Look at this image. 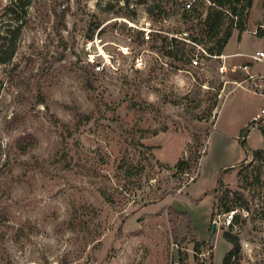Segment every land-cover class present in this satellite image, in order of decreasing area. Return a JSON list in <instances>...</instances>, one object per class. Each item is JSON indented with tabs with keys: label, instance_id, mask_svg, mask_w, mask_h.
I'll list each match as a JSON object with an SVG mask.
<instances>
[{
	"label": "rangeland",
	"instance_id": "1",
	"mask_svg": "<svg viewBox=\"0 0 264 264\" xmlns=\"http://www.w3.org/2000/svg\"><path fill=\"white\" fill-rule=\"evenodd\" d=\"M15 1L0 0L2 58L9 29L15 42L0 61V264H223L232 244L229 214L211 218L218 184L244 191L251 207L232 227L241 241L232 264H264V188L244 178L264 153L254 158L240 140L261 114L264 78L255 86L242 69L221 71L222 59L176 61L128 22L149 18L195 50L201 22L183 16L184 0L161 17L147 12L153 0ZM246 2L235 3L246 28L235 27L228 51L253 54L264 47V0ZM97 36L120 69L86 62ZM230 59L264 72V60ZM246 140L264 148L258 128ZM197 153L196 170L176 171Z\"/></svg>",
	"mask_w": 264,
	"mask_h": 264
},
{
	"label": "trees",
	"instance_id": "2",
	"mask_svg": "<svg viewBox=\"0 0 264 264\" xmlns=\"http://www.w3.org/2000/svg\"><path fill=\"white\" fill-rule=\"evenodd\" d=\"M179 0H153L152 4H150L147 8V12H149L152 16L161 17L162 14L166 11V6L168 4L173 5L177 4ZM215 4L208 8L207 15L202 23H200V29L196 34H190V38H192L196 43H202L207 47V50L211 54H224L226 46L234 33L235 27L238 28L240 33L246 28V22H244V9L242 6L239 8L235 3L240 2L241 0H212ZM22 2V0H16L15 3ZM180 3L182 1L180 0ZM246 7L252 6V0H247ZM13 6H9V10H13ZM237 15L238 20L235 22L234 17L228 13ZM187 13L195 16V18H199L201 13L198 9L185 10L183 16H187ZM199 25V24H198ZM194 28V27H193ZM102 30V29H101ZM100 30V31H101ZM9 32L2 37L4 40L2 45L9 44L8 47H12L9 52L7 58H2L0 54V61L6 62L13 56L14 53V39L11 36L13 30L9 29ZM11 32V33H10ZM264 34V33H262ZM188 37L180 36V37H172L169 38L168 35L155 33L152 39L149 40L152 47H157L163 51L165 55H168L176 61H180L184 64L189 63L192 65L191 58L194 53V48H188L186 39ZM146 41H143L145 43ZM148 42V43H149ZM141 43V42H140ZM139 43V44H140ZM11 45V46H10ZM4 49V48H3ZM1 90V85H0ZM87 119H90L88 116ZM256 119H254L251 124H254ZM264 136V126L260 125L259 128ZM247 132H249V128H246V136ZM210 133H208V136ZM241 144L245 148V152H251L254 158L259 159L264 153V148L252 149L245 138L241 137ZM202 157L201 154L197 153L194 157L181 158L175 165V169L180 174L189 173L193 170H196L200 163L199 159ZM240 166V165H239ZM236 166H230L228 168H234ZM224 169V170H225ZM244 178L246 181L245 188L251 189L256 184L258 187L264 188V167L262 166H254L253 168H249L246 166L244 170ZM221 182V179L218 180ZM216 192L215 201L213 203V209L211 213V218L214 219L218 214H230L232 211L234 215L229 224V228L224 230L223 236L227 239L232 247L227 252L223 264H232V259L237 258L239 252L241 251V241L237 233L232 231V227L240 220L239 209L245 210L248 213L251 211V207L249 205L248 195L241 190L231 189V188H223L220 184L214 189ZM264 195V191H263ZM264 213V208H263ZM2 220L0 219V223ZM201 242H196L195 247H199ZM198 254V252H196ZM199 264V263H198ZM203 264V263H200Z\"/></svg>",
	"mask_w": 264,
	"mask_h": 264
},
{
	"label": "built area",
	"instance_id": "3",
	"mask_svg": "<svg viewBox=\"0 0 264 264\" xmlns=\"http://www.w3.org/2000/svg\"><path fill=\"white\" fill-rule=\"evenodd\" d=\"M205 1V2H203ZM215 3L212 0H184L182 5H183V9L184 10H192V9H198L201 13V16L199 17L200 22L202 23L204 21V16H202V5H207L208 8L210 6H213ZM228 13L230 15H232V17H237V15L231 13L230 11H228ZM130 23V25H132L133 27L139 29L142 33V40L143 41H149L150 39H152L153 34L155 33H162V31L160 29H157L153 26V21L149 18L144 19V22L141 26H137L135 23H132L130 21H128ZM177 37V36H176ZM103 39L100 36H97L96 38H94L93 40H90L87 43V47H86V62L90 63L93 67L95 72L97 73H101L104 71H111V70H115V69H120L121 67V63L120 61L110 52H108L105 49L106 43H102ZM140 43V42H138ZM137 43V44H138ZM195 43V42H194ZM195 45H197L198 48L195 47L193 56L191 58V62H192V66H201L202 64L204 65V63L201 61V58H207L208 60H212L213 58L215 59H222V64H221V71H225L228 70V68H231L232 71H236L238 69H242L245 72L249 73V80H252V82L254 83L255 86H259L258 84V80L264 78V72L261 73H251L250 72V61L249 62H243V63H232V64H228L227 63V57L228 55L221 54H211L205 47L203 48L201 45H199L198 43H196ZM120 49L123 51L124 54L128 55L130 53V49L128 46H120ZM240 54V53H239ZM242 54V53H241ZM247 55V54H246ZM248 57H251L254 60L257 61H263L264 60V48L257 50L255 53L253 54H248ZM143 65V60L140 57H136L133 60L132 66H134L135 68H140ZM208 66V65H207ZM248 80V79H247ZM262 115H264V106L261 109V114L260 116H258L256 118V122L254 124H252L253 126L248 127L249 128V132H252L255 128H259V125L256 124L259 122V120L261 121V119L259 117H261ZM257 125V126H255ZM248 136V134H247ZM246 133H244V135L242 136V138H247ZM235 211H232L229 214V219H228V224H230L231 219L234 215Z\"/></svg>",
	"mask_w": 264,
	"mask_h": 264
},
{
	"label": "crops",
	"instance_id": "4",
	"mask_svg": "<svg viewBox=\"0 0 264 264\" xmlns=\"http://www.w3.org/2000/svg\"><path fill=\"white\" fill-rule=\"evenodd\" d=\"M261 49L262 48H264V47H260ZM260 48H258V50L260 49ZM240 53V54H239ZM242 52L239 50V49H237V50H235V51H228V44H227V46H226V49H225V55H228V59L229 60H231L230 58H232V57H234V56H242V57H248L247 55H246V53H242ZM245 61H247V60H242V62H245ZM259 73H261V72H259Z\"/></svg>",
	"mask_w": 264,
	"mask_h": 264
},
{
	"label": "water",
	"instance_id": "5",
	"mask_svg": "<svg viewBox=\"0 0 264 264\" xmlns=\"http://www.w3.org/2000/svg\"><path fill=\"white\" fill-rule=\"evenodd\" d=\"M217 231V222H213L210 236L212 237Z\"/></svg>",
	"mask_w": 264,
	"mask_h": 264
}]
</instances>
